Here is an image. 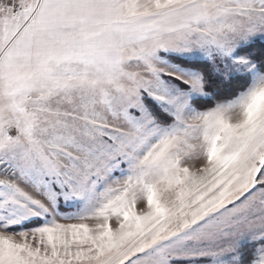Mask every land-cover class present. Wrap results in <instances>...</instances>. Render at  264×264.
I'll return each instance as SVG.
<instances>
[{"label":"snow or ice","instance_id":"1","mask_svg":"<svg viewBox=\"0 0 264 264\" xmlns=\"http://www.w3.org/2000/svg\"><path fill=\"white\" fill-rule=\"evenodd\" d=\"M0 264H264V0H0Z\"/></svg>","mask_w":264,"mask_h":264}]
</instances>
